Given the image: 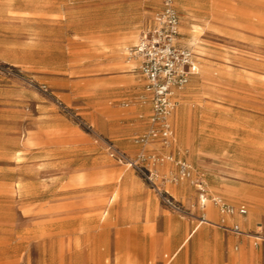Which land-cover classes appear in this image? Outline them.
<instances>
[{"label": "rangeland", "instance_id": "obj_1", "mask_svg": "<svg viewBox=\"0 0 264 264\" xmlns=\"http://www.w3.org/2000/svg\"><path fill=\"white\" fill-rule=\"evenodd\" d=\"M158 8V0H0V264H114L144 249L139 237L119 241L122 230L153 235L170 215L204 225L188 181H165L170 163L151 180L128 166L147 124L133 105L142 83L127 49ZM175 8L178 41L198 70L171 117V149L204 174L210 193L246 207L250 229L264 226V0H175ZM152 249L160 258L157 241ZM182 253L188 264H264V242L227 251L200 236Z\"/></svg>", "mask_w": 264, "mask_h": 264}, {"label": "built area", "instance_id": "obj_2", "mask_svg": "<svg viewBox=\"0 0 264 264\" xmlns=\"http://www.w3.org/2000/svg\"><path fill=\"white\" fill-rule=\"evenodd\" d=\"M159 8L153 13L137 42L127 49L128 60L137 61V69L144 79L143 93L149 103L147 128L134 137L139 146L135 157L128 161L129 167L149 173V180L157 177L155 167L170 163L173 169L164 176L165 181L179 183L188 181L193 187L196 200L195 208L200 213L199 223L212 225L224 233L250 239L254 247L264 242L262 231L246 232L237 223H228L227 219L235 215L245 216L244 205H233L221 197L210 193L203 173L196 172L192 165L171 149L175 142L171 117L176 110L178 97L188 85L192 75L197 73L198 58L194 51L180 45L179 16L175 0H158ZM159 145L160 150L148 149ZM165 150V151H163ZM116 160H125L123 153L111 150ZM213 206L219 216L216 222L205 214V208Z\"/></svg>", "mask_w": 264, "mask_h": 264}, {"label": "crops", "instance_id": "obj_3", "mask_svg": "<svg viewBox=\"0 0 264 264\" xmlns=\"http://www.w3.org/2000/svg\"><path fill=\"white\" fill-rule=\"evenodd\" d=\"M127 57V56H126ZM133 61L134 64H137L136 60H128ZM133 71L137 70V76L140 78L141 81V87H142V94L143 96H140V98H136L134 101V106H138L139 108H142L146 111L145 115V124H147V117L149 113V103L147 102V99L143 93V84L144 79L142 75L139 73L136 65L132 68ZM151 145L149 146V149H156ZM173 169V166H172ZM171 170V169H170ZM185 184V183H181ZM212 194V193H211ZM205 214L207 218H209L211 221L216 222L219 218L216 209L208 205L205 208ZM247 214L245 216H238L235 215L231 218L227 219L228 223H237L242 230L245 231V228H249L250 221L247 219ZM163 224L165 225L164 230L162 231H156L155 234L151 235L145 232L143 229L139 230H122L120 235L118 236V240L123 242L127 241L128 244H132L133 241L137 237L139 239H143L142 241H149V247L148 249L145 248V244H142V241L140 242L142 246H144V249L140 251L139 255H133L130 253V255L126 256H118L115 259V261H112L114 264H188V258L185 253H181V250L185 246L187 242L192 240L194 237H200L202 236L204 239H207V241H210L213 243L214 247L216 249H222L225 248L227 251L229 250V247L232 245L233 250H237L238 246L242 241H246L248 243H251L250 239L246 237H240V236H234L229 233H224L222 230L208 224H204L201 227H193L191 224L186 222L183 219H179L175 216L170 215L169 217H164ZM142 225L144 223H141ZM256 223L252 229L249 228L248 231L254 232L257 229L261 228L264 230V226ZM245 238V239H244ZM158 242V245L161 246V251L159 253L161 254L160 258L156 259L154 255V250L152 249V243ZM204 249H207L206 247ZM168 254L169 258L165 257V254ZM230 254L228 255V259L230 258ZM165 259V261H164ZM102 258L97 257L96 259H93V264H99L103 263L101 261ZM111 263V261H110ZM109 264V263H108Z\"/></svg>", "mask_w": 264, "mask_h": 264}]
</instances>
